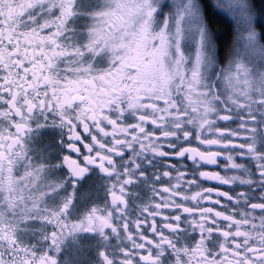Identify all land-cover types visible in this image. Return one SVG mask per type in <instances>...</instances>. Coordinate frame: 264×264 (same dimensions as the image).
Masks as SVG:
<instances>
[{
  "label": "snow or ice",
  "instance_id": "obj_1",
  "mask_svg": "<svg viewBox=\"0 0 264 264\" xmlns=\"http://www.w3.org/2000/svg\"><path fill=\"white\" fill-rule=\"evenodd\" d=\"M0 264H264L254 0H0Z\"/></svg>",
  "mask_w": 264,
  "mask_h": 264
},
{
  "label": "trees",
  "instance_id": "obj_2",
  "mask_svg": "<svg viewBox=\"0 0 264 264\" xmlns=\"http://www.w3.org/2000/svg\"><path fill=\"white\" fill-rule=\"evenodd\" d=\"M256 12L261 18H264V0H254ZM210 28L220 36V42L223 43L225 50L233 44V33L229 27L227 17L216 18L209 22ZM259 30V28H258Z\"/></svg>",
  "mask_w": 264,
  "mask_h": 264
},
{
  "label": "flooded vegetation",
  "instance_id": "obj_3",
  "mask_svg": "<svg viewBox=\"0 0 264 264\" xmlns=\"http://www.w3.org/2000/svg\"><path fill=\"white\" fill-rule=\"evenodd\" d=\"M205 186H207V185H205Z\"/></svg>",
  "mask_w": 264,
  "mask_h": 264
},
{
  "label": "rangeland",
  "instance_id": "obj_4",
  "mask_svg": "<svg viewBox=\"0 0 264 264\" xmlns=\"http://www.w3.org/2000/svg\"><path fill=\"white\" fill-rule=\"evenodd\" d=\"M233 43H234V41H233Z\"/></svg>",
  "mask_w": 264,
  "mask_h": 264
}]
</instances>
